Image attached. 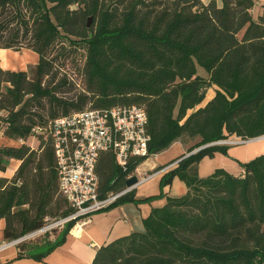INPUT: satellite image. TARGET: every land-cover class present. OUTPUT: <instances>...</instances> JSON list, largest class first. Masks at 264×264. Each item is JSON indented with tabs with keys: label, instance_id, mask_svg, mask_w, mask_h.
<instances>
[{
	"label": "trees",
	"instance_id": "16d2710c",
	"mask_svg": "<svg viewBox=\"0 0 264 264\" xmlns=\"http://www.w3.org/2000/svg\"><path fill=\"white\" fill-rule=\"evenodd\" d=\"M255 4L0 0V49H27L40 58L27 71L0 66V131L21 143L0 146V172L10 160L21 161L11 178L0 179L4 241L19 240L74 212L60 194L53 142L36 130L86 109L137 105L148 113L150 157L178 139H199L188 154L153 171L177 164L162 187L178 177L188 192L153 209L143 232L99 248L92 264H264V155L244 163L240 176L224 168L206 178L198 174L203 158L227 154V145L214 143L264 137V6L255 19ZM77 48L85 51L80 92L62 96L75 83L58 70ZM212 87L215 96L200 107ZM33 138L37 149L29 144ZM146 160L123 171L112 151L102 152L100 197L126 190ZM136 202L141 201L134 189L106 210ZM82 220L19 242L18 258L42 262Z\"/></svg>",
	"mask_w": 264,
	"mask_h": 264
},
{
	"label": "crops",
	"instance_id": "0c3cea01",
	"mask_svg": "<svg viewBox=\"0 0 264 264\" xmlns=\"http://www.w3.org/2000/svg\"><path fill=\"white\" fill-rule=\"evenodd\" d=\"M255 1L253 15L257 19L261 15L264 0ZM204 2L207 3V0ZM217 2L221 5V0ZM39 60V55L31 50L24 49L16 52L0 49V66L5 70L27 71L30 66L37 65ZM214 96L215 93L209 100ZM227 140L234 142L227 145V154L216 153L214 157H205L200 161L198 166L200 178L208 177L219 168L240 176L244 173V163L264 155V137L251 140L230 137ZM198 141L197 138L188 137L178 139L167 150L151 156L140 166H145L146 170H154L159 165L167 164L177 157L188 154L189 149ZM14 143L16 142L6 138L0 131V146H14ZM20 165L21 161L10 160L6 172H0V179L11 178ZM140 166L137 172H140ZM176 167L177 165L142 177L135 188L136 199L141 202L125 203L92 214L88 220L79 222L62 244L50 252L42 262L31 258H18L16 245H11L0 252V264H92L99 248L132 233L143 232L144 221L153 209L164 207L168 197H182L187 194L188 187L178 177H173L170 184L162 187L165 176ZM5 226V220L0 219V242L4 241Z\"/></svg>",
	"mask_w": 264,
	"mask_h": 264
},
{
	"label": "built area",
	"instance_id": "2783aa9c",
	"mask_svg": "<svg viewBox=\"0 0 264 264\" xmlns=\"http://www.w3.org/2000/svg\"><path fill=\"white\" fill-rule=\"evenodd\" d=\"M148 125L149 117L144 107L117 105L106 109H86L61 117L46 128H38L36 133L48 135L53 142L60 194L74 212L56 221L53 226H45L31 235L45 234L52 227L63 228L67 222L77 218L88 220L92 214L108 209L121 196L132 191L126 188L101 198L98 160L102 152L112 151L119 167L126 171L132 162L149 159L151 138ZM214 144L228 145L234 142L222 140ZM201 149L203 147L195 152ZM28 237L31 236L28 234L19 240L1 241L0 252Z\"/></svg>",
	"mask_w": 264,
	"mask_h": 264
},
{
	"label": "rangeland",
	"instance_id": "374dc122",
	"mask_svg": "<svg viewBox=\"0 0 264 264\" xmlns=\"http://www.w3.org/2000/svg\"><path fill=\"white\" fill-rule=\"evenodd\" d=\"M209 1L207 0V3ZM62 60L64 61L63 58H62ZM84 61H85V51H84L83 48H79L78 50H74L73 53L71 54V56L67 59V61H66L67 66L64 67L62 70H58L60 72V74H59L60 77H62V75L64 73H68L69 79L72 80L75 83L74 88L72 90H70L71 92L65 91L64 93H61L62 96L71 97V96H73V95H75V94H77V93L80 92L79 84L81 85V83L83 81L82 73H83ZM61 63H60V66L62 65ZM198 72H199V74L201 76L207 77L206 72L203 71L202 69H199ZM216 89H217V87H212L211 89H209L207 91L206 99L203 102V104L200 105V107L205 106L207 104V102L210 101L209 99L215 93V90ZM191 112L192 111H190L189 113H191ZM29 144L31 145L32 148H35V149H37L39 147V142H38V139L37 138L30 139ZM20 145H21V143H18V142L14 143V146L15 147H19ZM174 160L175 159L171 160V162L174 161ZM169 163H167V164H169ZM167 164H164V165H167ZM164 165H159L154 170H151V171L150 170H146L145 169V166L144 167H141L140 166V172H137L136 171L134 175H137L139 177V181H140V179L142 177H147L148 175H152V174L157 173V172H153V171H155L158 167H161V166H164ZM175 165H177V164H171L168 167H166V168H164V169H162L160 171L169 169L170 167L175 166ZM160 171H158V172H160ZM55 222H56V220H51L50 219L49 222H48V224L46 225V227L53 226L55 224ZM52 228L53 229H57V230H55V233L56 232L59 233L60 230H61V228H55V227H52ZM51 230L49 232H51ZM29 235L31 237H28V239H26V241H34V240L38 239L39 237L44 236V232H41V233L36 234V235H31V234H29Z\"/></svg>",
	"mask_w": 264,
	"mask_h": 264
},
{
	"label": "water",
	"instance_id": "95a60500",
	"mask_svg": "<svg viewBox=\"0 0 264 264\" xmlns=\"http://www.w3.org/2000/svg\"><path fill=\"white\" fill-rule=\"evenodd\" d=\"M92 20H93L92 18L89 19L88 27L91 26ZM203 148H205V147H203ZM195 151L193 153H195ZM138 184H139V177L137 175H133L132 177H130L127 180V182H126V188L128 190H133V189H135L137 187Z\"/></svg>",
	"mask_w": 264,
	"mask_h": 264
}]
</instances>
